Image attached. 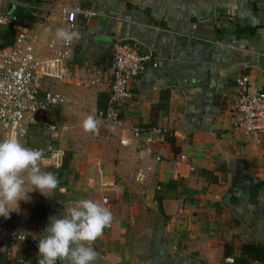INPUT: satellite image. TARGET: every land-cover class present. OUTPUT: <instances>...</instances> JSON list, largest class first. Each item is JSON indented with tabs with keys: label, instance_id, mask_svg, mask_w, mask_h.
<instances>
[{
	"label": "crops",
	"instance_id": "0c3cea01",
	"mask_svg": "<svg viewBox=\"0 0 264 264\" xmlns=\"http://www.w3.org/2000/svg\"><path fill=\"white\" fill-rule=\"evenodd\" d=\"M19 1L11 12L41 59L52 55L49 43L63 42L59 10L79 12L68 58L43 68V88L66 100L46 114L59 126L57 139L40 125L19 139L44 150L41 171L53 172L58 187L47 197L29 193L0 224L39 243L50 217L105 198L113 221L93 244L97 264H229L241 245L264 246V139L230 129L234 78L264 87V0ZM114 39L147 45L157 66L131 86L119 123L85 132L83 121L95 119L97 101L108 96ZM54 147L65 155L61 172L46 159ZM37 260L38 245H0V264Z\"/></svg>",
	"mask_w": 264,
	"mask_h": 264
},
{
	"label": "built area",
	"instance_id": "2783aa9c",
	"mask_svg": "<svg viewBox=\"0 0 264 264\" xmlns=\"http://www.w3.org/2000/svg\"><path fill=\"white\" fill-rule=\"evenodd\" d=\"M23 6L19 0H0V27L12 26L14 36L9 45L0 47V140L22 139L28 125H40L43 134L49 140L57 139L59 126L47 121L46 114L50 108L65 103L62 94L46 90L42 81L47 76L45 64L61 62L68 58L69 41L63 40L60 46L52 42L48 47L52 55L49 58H37L34 54V39L19 25L14 7ZM10 10V11H9ZM78 9L61 8L60 20L64 29H73L74 15ZM109 87L103 111H96L95 120L105 125L119 123L122 103L130 97L131 86L147 68L156 67V61L147 45L114 39L109 48ZM99 81L101 71H95ZM235 97L230 110V129L243 136L256 135L264 139V87L253 90L249 86L248 76L240 74L233 80ZM132 138H139V131H131ZM126 144L125 141H120ZM53 168H59L64 157L63 150L54 147L45 154ZM183 158V157H181ZM103 206L106 199L99 201ZM25 237V238H24ZM24 238V239H23ZM28 240L32 245L38 242L37 236H27L0 224V245L9 248L16 243ZM232 264V258H225Z\"/></svg>",
	"mask_w": 264,
	"mask_h": 264
},
{
	"label": "clouds",
	"instance_id": "9594fccd",
	"mask_svg": "<svg viewBox=\"0 0 264 264\" xmlns=\"http://www.w3.org/2000/svg\"><path fill=\"white\" fill-rule=\"evenodd\" d=\"M74 37L75 33L57 30L58 39L70 41ZM83 130L98 131L92 116L83 121ZM43 157V149L25 147L19 139L0 140V216L8 219L11 212L18 210V202L30 200L31 192L47 197L57 189V176L41 171L39 162ZM112 221L113 214L101 203L79 200L65 209L60 218H49L38 243L37 264H97L98 254L93 244Z\"/></svg>",
	"mask_w": 264,
	"mask_h": 264
},
{
	"label": "trees",
	"instance_id": "16d2710c",
	"mask_svg": "<svg viewBox=\"0 0 264 264\" xmlns=\"http://www.w3.org/2000/svg\"><path fill=\"white\" fill-rule=\"evenodd\" d=\"M14 36V30L12 26H6V27H0V47L9 45L12 42ZM98 98H100V95H98ZM101 102L100 99L97 101V111H103L105 108V103ZM65 155L62 159L61 166L59 168L58 172H61V170L65 166ZM36 208L31 211V219L35 218L34 215L36 214ZM26 243H30L28 240L25 241ZM38 245V242L32 245V247H36ZM250 261H256L260 263H264V246H262L259 243H250V244H243L239 248V256L235 257L233 259V264H249ZM6 264V263H3Z\"/></svg>",
	"mask_w": 264,
	"mask_h": 264
}]
</instances>
